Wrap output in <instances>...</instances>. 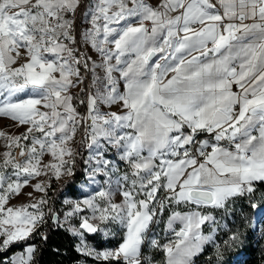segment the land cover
I'll list each match as a JSON object with an SVG mask.
<instances>
[{
	"label": "snow or ice",
	"instance_id": "obj_1",
	"mask_svg": "<svg viewBox=\"0 0 264 264\" xmlns=\"http://www.w3.org/2000/svg\"><path fill=\"white\" fill-rule=\"evenodd\" d=\"M0 118V264L264 239V0H0Z\"/></svg>",
	"mask_w": 264,
	"mask_h": 264
},
{
	"label": "trees",
	"instance_id": "obj_2",
	"mask_svg": "<svg viewBox=\"0 0 264 264\" xmlns=\"http://www.w3.org/2000/svg\"><path fill=\"white\" fill-rule=\"evenodd\" d=\"M59 194V191L54 193L55 196H59ZM249 215H252V213L250 212ZM232 223L238 224L239 221L233 220ZM54 242L53 246L55 244L63 246L65 255L63 257L54 256L49 249L44 254L42 264H74L76 254L71 250L68 239L61 234L54 237ZM147 255L154 258L156 262L160 260V254L156 253L154 249L149 248ZM211 255L209 253L208 255L199 257L197 263L208 264ZM224 262L225 264H264V239H261L258 235H252L251 239L245 237L242 246L231 248L224 254Z\"/></svg>",
	"mask_w": 264,
	"mask_h": 264
},
{
	"label": "rangeland",
	"instance_id": "obj_3",
	"mask_svg": "<svg viewBox=\"0 0 264 264\" xmlns=\"http://www.w3.org/2000/svg\"><path fill=\"white\" fill-rule=\"evenodd\" d=\"M12 122L7 120V119H4V118H0V132H5V133H8V134H19V130L15 127H9V125L11 124ZM43 179V178H41ZM36 183V181H33V184ZM62 183V182H61ZM24 192H30V191H33L32 189V186L29 185L27 187H25V189L23 190ZM35 196H39L41 195L40 193H34ZM16 203H27L28 201L23 197V195H21V197L14 201ZM117 202H119V197H117ZM155 234L156 235H161L162 234V230H163V225H158L155 229ZM157 264H159V262H157ZM198 264V263H197Z\"/></svg>",
	"mask_w": 264,
	"mask_h": 264
},
{
	"label": "built area",
	"instance_id": "obj_4",
	"mask_svg": "<svg viewBox=\"0 0 264 264\" xmlns=\"http://www.w3.org/2000/svg\"><path fill=\"white\" fill-rule=\"evenodd\" d=\"M156 227H157V226H155V227L152 229L153 234H155V231H156L155 229H156ZM155 235H156V234H155Z\"/></svg>",
	"mask_w": 264,
	"mask_h": 264
}]
</instances>
